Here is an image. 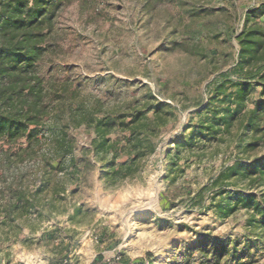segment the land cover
I'll return each mask as SVG.
<instances>
[{
    "label": "rangeland",
    "instance_id": "374dc122",
    "mask_svg": "<svg viewBox=\"0 0 264 264\" xmlns=\"http://www.w3.org/2000/svg\"><path fill=\"white\" fill-rule=\"evenodd\" d=\"M263 4L73 0L65 7L54 29L60 84L100 116L145 111L147 140L138 149L152 152L110 182L111 144L102 148L91 127L66 130L64 156L48 134L31 145L0 140V264H264V241L244 226L247 210L225 214L219 206L254 187L233 176L217 182L237 160L264 153V131L238 122L200 127L224 112L210 116L211 85L222 75L236 80V35L246 13ZM254 137L261 146L243 152ZM116 138L121 152L125 141Z\"/></svg>",
    "mask_w": 264,
    "mask_h": 264
},
{
    "label": "trees",
    "instance_id": "16d2710c",
    "mask_svg": "<svg viewBox=\"0 0 264 264\" xmlns=\"http://www.w3.org/2000/svg\"><path fill=\"white\" fill-rule=\"evenodd\" d=\"M72 1L0 0V140L8 145L24 140L31 145L48 134L52 145L62 150L64 156L71 148L66 130L91 127L103 137L102 148L111 144L112 159L106 165L105 176L114 182L130 176L135 162L152 152V148L138 149L147 140L143 138L146 113L129 107L100 116V111L75 104L79 93L68 82L60 84L53 72V57L58 52L55 20ZM263 17L264 4L246 13L243 28L236 35L238 51L231 68L236 80L222 75L211 85L210 116L215 120L218 108H224V112L217 115L219 119L213 125H200L207 126L206 131L228 129L235 122L247 131H264V21H260ZM113 136H122L125 141L121 152L116 149ZM134 138L137 144L129 147ZM260 146L261 139L254 137L245 144L243 152L253 153ZM229 171L220 174L217 182L233 176L254 189L226 196L219 206L225 214L237 208L246 209L245 228L258 233L264 241V153L237 160Z\"/></svg>",
    "mask_w": 264,
    "mask_h": 264
}]
</instances>
